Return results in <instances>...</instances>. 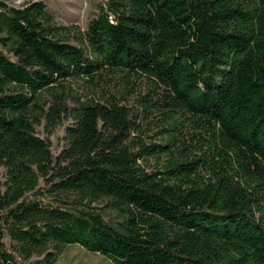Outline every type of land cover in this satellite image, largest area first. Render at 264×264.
Instances as JSON below:
<instances>
[{
  "label": "trees",
  "instance_id": "1",
  "mask_svg": "<svg viewBox=\"0 0 264 264\" xmlns=\"http://www.w3.org/2000/svg\"><path fill=\"white\" fill-rule=\"evenodd\" d=\"M70 244L264 264V0H102L85 28L0 0V264Z\"/></svg>",
  "mask_w": 264,
  "mask_h": 264
},
{
  "label": "rangeland",
  "instance_id": "2",
  "mask_svg": "<svg viewBox=\"0 0 264 264\" xmlns=\"http://www.w3.org/2000/svg\"><path fill=\"white\" fill-rule=\"evenodd\" d=\"M48 6V10L55 16L60 24L76 23L85 28L89 19L94 14L97 4L102 0H43ZM24 0H15L16 4H22ZM73 91L77 94L89 96L90 87L86 86L83 81L71 83ZM136 104L131 98L129 105ZM43 131V126L39 128ZM65 125L56 128L52 139L55 143L54 153L56 154L63 143ZM58 264H114V262L100 253L90 252L79 244H70L66 246L63 255L60 257Z\"/></svg>",
  "mask_w": 264,
  "mask_h": 264
}]
</instances>
